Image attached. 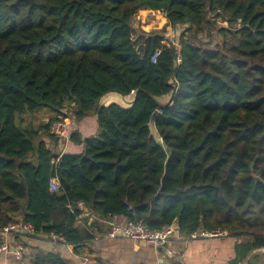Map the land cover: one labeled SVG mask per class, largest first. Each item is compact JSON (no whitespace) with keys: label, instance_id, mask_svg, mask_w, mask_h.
<instances>
[{"label":"trees","instance_id":"1","mask_svg":"<svg viewBox=\"0 0 264 264\" xmlns=\"http://www.w3.org/2000/svg\"><path fill=\"white\" fill-rule=\"evenodd\" d=\"M143 9L168 21L139 49L132 21ZM216 27L224 43L211 48L198 35ZM170 28L176 43H163ZM110 92L134 100L100 105ZM41 110L48 116L35 125ZM156 110L171 154L150 136ZM92 114L97 135L70 125L83 149L64 151L52 122ZM256 176L264 181V0H0V228L31 222L81 253L124 214L151 229L177 223L185 235L227 228L248 236L250 253L264 248ZM34 251L29 264H74Z\"/></svg>","mask_w":264,"mask_h":264},{"label":"crops","instance_id":"2","mask_svg":"<svg viewBox=\"0 0 264 264\" xmlns=\"http://www.w3.org/2000/svg\"><path fill=\"white\" fill-rule=\"evenodd\" d=\"M108 94L104 105L121 96L118 92ZM70 120L71 128L78 131L83 138L97 135L98 123L94 114L81 120H76L74 117ZM61 147L64 151L71 152H80L83 149L82 144H76L71 140ZM177 234L176 236L181 235V237H177L172 242L175 249L173 256H168L161 248L152 244L123 237L111 239L107 233L97 234L81 253L75 251L74 245L50 241L47 234H37L35 237L22 236L17 241L27 244L30 258L35 252L34 248L38 247L45 251L59 252L71 259L74 264H264V248L247 253V249L243 247L248 242L247 235L231 234L224 238L185 240L182 234ZM29 263L30 261L26 260L22 264ZM0 264H13V262L5 255H1Z\"/></svg>","mask_w":264,"mask_h":264},{"label":"built area","instance_id":"3","mask_svg":"<svg viewBox=\"0 0 264 264\" xmlns=\"http://www.w3.org/2000/svg\"><path fill=\"white\" fill-rule=\"evenodd\" d=\"M219 25H227L226 21L218 19ZM173 42L172 40L165 39L163 43ZM161 49L157 48L154 50L150 56L152 62H156ZM181 61V58L178 57V62ZM64 112H67L65 109ZM71 124L70 116L56 119L52 122L50 127V133L55 136L61 142L63 146L66 142L70 140L71 134L69 133V127ZM50 190L52 192L58 191L60 188L59 178L57 176L50 177ZM69 208H72L71 205H68ZM80 208L84 212V216L88 217L90 220L93 219V215L84 207L83 204H80ZM130 210H133L132 205L129 206ZM108 231L107 236L111 239L117 237H123L134 241H139L147 244H152L158 248H161L168 256L175 255V249L172 245V242L177 238L181 237L178 235L177 228L175 224H172L164 229H151L143 221H138L131 219L124 214H114L110 215L105 220ZM232 233L227 228H218V229H207L199 228L192 231L189 234H182L183 239L192 240V239H213V238H224L230 236ZM48 239L54 243L68 244V241L64 234L57 231H51L47 234ZM37 236L36 228L31 222H24L22 220H17L11 222L0 228V256L5 255L13 263H24L26 260L31 261L32 257L29 256V248L26 243L17 241L19 237Z\"/></svg>","mask_w":264,"mask_h":264},{"label":"rangeland","instance_id":"4","mask_svg":"<svg viewBox=\"0 0 264 264\" xmlns=\"http://www.w3.org/2000/svg\"><path fill=\"white\" fill-rule=\"evenodd\" d=\"M168 19L162 11L158 12H138L137 15L133 18L132 25H133V41L134 44L139 47V49H143L142 43L147 37V33H149L152 30H158L165 26ZM153 22V23H152ZM159 22V23H158ZM167 39L172 40L176 43V35L172 28H170L167 31ZM198 38L202 41V43H205L208 47L215 48L217 46H222L224 43V38L222 34L218 31L217 27L213 28L211 31H208L207 33H201L198 35ZM229 44L232 43V41H228ZM109 95V94H106ZM106 95H104L100 99V104L104 105ZM134 100V95L130 94L128 96L123 97L117 96L111 103H117L125 108L129 107L131 103ZM107 104V105H109ZM47 112L46 110H41L36 115L31 117V121L35 125H40L43 123V120L47 118ZM70 118L73 119V116H70ZM75 119V118H74ZM98 133V129H97ZM96 133V134H97ZM93 136V135H90Z\"/></svg>","mask_w":264,"mask_h":264},{"label":"water","instance_id":"5","mask_svg":"<svg viewBox=\"0 0 264 264\" xmlns=\"http://www.w3.org/2000/svg\"><path fill=\"white\" fill-rule=\"evenodd\" d=\"M158 113H159V110H156L153 113V115L151 116V119H150V121L148 123L149 128H150V136H153L155 138V140L157 141V143L160 144V145H162L166 149V151H167L168 154H171L172 153V150L169 147H167V145L163 141L162 137L160 136V134L158 132V129L156 127V124H155V117H156V115ZM255 179H256V181L258 183L264 184V181L260 177L256 176ZM175 226L178 229L179 224L176 223Z\"/></svg>","mask_w":264,"mask_h":264},{"label":"bare ground","instance_id":"6","mask_svg":"<svg viewBox=\"0 0 264 264\" xmlns=\"http://www.w3.org/2000/svg\"><path fill=\"white\" fill-rule=\"evenodd\" d=\"M153 23V22H152ZM159 23V22H158Z\"/></svg>","mask_w":264,"mask_h":264}]
</instances>
